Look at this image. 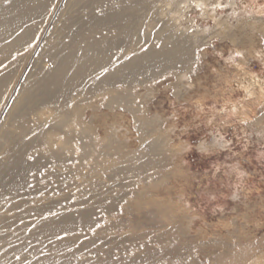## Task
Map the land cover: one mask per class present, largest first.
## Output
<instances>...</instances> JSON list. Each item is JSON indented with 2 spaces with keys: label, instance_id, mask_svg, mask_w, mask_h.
Masks as SVG:
<instances>
[{
  "label": "rangeland",
  "instance_id": "obj_1",
  "mask_svg": "<svg viewBox=\"0 0 264 264\" xmlns=\"http://www.w3.org/2000/svg\"><path fill=\"white\" fill-rule=\"evenodd\" d=\"M76 36L111 59L41 86ZM174 251L264 264V0H0V264Z\"/></svg>",
  "mask_w": 264,
  "mask_h": 264
},
{
  "label": "bare ground",
  "instance_id": "obj_2",
  "mask_svg": "<svg viewBox=\"0 0 264 264\" xmlns=\"http://www.w3.org/2000/svg\"><path fill=\"white\" fill-rule=\"evenodd\" d=\"M204 5L205 4H203L202 6ZM18 21H20V19H17V18H13L12 20H10V22H18ZM113 23L115 22L112 17H107V18L98 20L97 22H93V28L91 31L95 33L98 30L103 29V27L110 26ZM88 40L89 39L85 38V36L77 37L76 41H77V44H79L78 45L79 51L73 54L69 53L70 55H68L62 62H60L58 66H52L56 68L51 70L53 72H51L49 76L45 77V79L43 78L44 80H42L40 85L48 87L47 89H53V91L54 90L64 91L66 87L70 85V82H72L77 76H81L89 71H93L94 69H96V67L98 68L102 65H106L108 61L111 59L110 51L113 47V40L109 38L103 39V40L101 39L99 41H91V42ZM168 49L169 50H167L166 52H162V53L152 52V53H147L141 58L140 57L135 58L131 63L127 64L126 66H120V68H118V72L122 73L124 71H127V72L128 71H131V72L147 71L150 65L151 66L157 65L160 62L162 63L164 60H167L168 58L174 57V58L182 59L183 52L178 48V46L177 47L171 46V48H168ZM107 78L109 79L110 77H107ZM170 253H171V256L169 257L167 256V258H165L166 264H178V261H179L178 254H175V251L174 253L173 252H170ZM235 262H236V259H232V260L226 259V260H223L222 263L234 264ZM162 263L163 262H159L158 264H162Z\"/></svg>",
  "mask_w": 264,
  "mask_h": 264
}]
</instances>
